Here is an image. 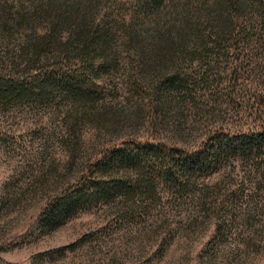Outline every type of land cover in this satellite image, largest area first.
Masks as SVG:
<instances>
[{
  "label": "rangeland",
  "instance_id": "374dc122",
  "mask_svg": "<svg viewBox=\"0 0 264 264\" xmlns=\"http://www.w3.org/2000/svg\"><path fill=\"white\" fill-rule=\"evenodd\" d=\"M110 3L0 0V82L32 84L77 71L83 82L93 80L90 70H77L80 35L109 22L111 49L105 54L120 61L94 71L97 92L87 98L49 87L43 95L0 104V264H264V165L251 175L236 166L200 177L187 194L167 185L146 209L103 203L43 227L50 203L75 189L84 167L113 144L148 137L194 144L221 117L231 119L227 126L234 129L255 124L258 107L244 104L264 71L257 82L255 73L244 80L245 98L217 99L211 95L215 89L207 94L199 87L196 102L169 98L161 105L152 94L159 70L143 64H160L153 50L158 41V49L173 55L172 46L181 45L179 31H173L177 43L171 46L153 23L150 36L137 35L138 29L125 24L124 7L104 22ZM187 59L184 73L205 70L201 59Z\"/></svg>",
  "mask_w": 264,
  "mask_h": 264
},
{
  "label": "trees",
  "instance_id": "16d2710c",
  "mask_svg": "<svg viewBox=\"0 0 264 264\" xmlns=\"http://www.w3.org/2000/svg\"><path fill=\"white\" fill-rule=\"evenodd\" d=\"M110 4L111 8L103 16L104 22L114 20L115 9L123 11L124 7L128 15L124 18L129 21L125 24L138 29L140 33L136 31L137 35L150 36L153 23L160 37L167 36L165 40L171 46L177 43L173 31H179L181 45L179 48L172 46L174 52H170L169 47L173 55L168 56L158 49V41L153 50L159 56L160 64L152 66L153 61L143 64L159 70L155 76L157 88L152 94H156L161 105L169 98L196 102V94L202 87L206 88L207 94V90H216L211 95H216L217 99H222V94L227 98L241 94L245 98L244 80L255 73L253 81L257 82L263 74L264 0H113ZM195 14L197 18L193 22L191 19ZM107 25L103 30L88 28L83 38L80 35L77 53L81 65L77 70H90V79L93 80L83 82L78 71L58 78L51 75L33 80V83L39 82L37 85L5 79L0 82V104L43 95L49 87L65 89L67 96L73 98L95 94L93 83L97 80H94V74H98L94 71L109 70L120 64L114 54H105L111 49V28ZM163 26L165 30H162ZM141 52V55L145 54V49L142 48ZM222 56L231 67L224 65ZM185 57L188 61L201 59L205 70L184 73L181 70H185L182 67ZM231 57L232 62L229 61ZM131 63L134 69L142 70L140 63ZM261 81L244 104L249 108L258 107L254 112L253 126L234 129L227 126L228 122L233 123L231 119L221 117V121L215 119L220 123L208 125L202 140L194 144L156 137L136 142L125 139L113 144L84 167L75 189L50 203L42 220L43 227L56 221L66 222L79 211L103 203L115 202L117 209H146L148 201H158L161 192L169 189L167 185L187 194L196 187L198 178L229 167H241L247 175L260 172L264 165V78ZM211 84L215 87L212 88Z\"/></svg>",
  "mask_w": 264,
  "mask_h": 264
}]
</instances>
